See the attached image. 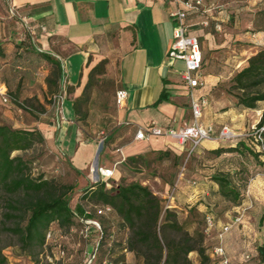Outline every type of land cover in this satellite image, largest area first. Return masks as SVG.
Returning <instances> with one entry per match:
<instances>
[{
	"label": "crops",
	"instance_id": "crops-1",
	"mask_svg": "<svg viewBox=\"0 0 264 264\" xmlns=\"http://www.w3.org/2000/svg\"><path fill=\"white\" fill-rule=\"evenodd\" d=\"M202 1L207 6L215 5L217 8L208 15L189 13L187 17L191 32L199 37L203 55V84L194 89L195 97L205 96L208 99V104L202 108L200 123L204 126L213 125L216 129L228 124L234 129L243 130L241 133L244 134V131L259 122L260 115L264 112V101H259L255 108H244L236 104L227 87L236 72L247 65L248 59L264 48V32L228 29L224 23L229 20L226 9L230 3L224 4L219 0ZM8 3L10 16L26 24L30 32L39 37L43 50H47L45 52L53 53L51 55L55 63L51 64L54 65L43 60L36 72L32 70V74L37 76L36 80H39V88L45 91L47 85L43 81L55 79L52 78L55 66L60 70L59 84L66 87L59 108L64 121L55 130L54 127L48 128L45 120L34 119L33 127L44 130L48 136L53 137L76 170H83L96 154V137L92 133L98 131L99 127L92 126L90 116L101 117L103 123L110 120L109 117L113 118V146L118 147L122 142L124 154H141L148 150L164 151L167 147L178 154L188 153L189 143L179 144L170 137L135 139L136 129L140 126L154 124L164 128L180 127L192 120L191 97L179 75L184 69V63L168 54L175 25L171 13L181 6L179 2L8 0ZM206 17H209L210 23L203 26L201 22ZM5 61L8 65L3 64L1 71L9 66V61ZM99 63L102 66L93 76L91 86L84 91L90 71ZM113 77L112 89H102L100 84ZM21 79L19 77L15 85L8 83L7 86L3 83L0 87L4 86L8 94L19 92V97H11L16 101L31 98L35 91L37 96L34 100L36 103H43L47 98L43 91L30 89L27 92L25 88L19 87ZM22 81L26 82L25 79ZM33 87L35 88V84ZM119 88L128 93L122 108H116L115 105V92ZM89 90L90 95L87 94ZM21 91L26 93L22 94ZM162 93L168 99L155 104ZM107 94L110 95L114 113L100 101ZM81 99L84 101L74 105L76 100ZM84 103H87V110L82 107ZM12 127L23 128L18 123H13ZM228 146L235 145H226L217 139L201 142L194 151L198 164L192 167V175L181 178L178 174V200L182 197L191 202L188 206L191 207L198 200H203L209 191L218 190V185L211 179L210 169L204 164L203 156L218 147ZM234 154L241 157L240 151L221 155ZM238 157H234V160H239ZM259 159L261 164L255 165L258 172L246 188L249 196L262 194L264 189V155H259ZM117 164L109 167L114 168V173ZM193 179L195 184L190 182ZM171 199L173 201L174 197ZM196 208L202 210L203 206L198 204Z\"/></svg>",
	"mask_w": 264,
	"mask_h": 264
},
{
	"label": "rangeland",
	"instance_id": "rangeland-1",
	"mask_svg": "<svg viewBox=\"0 0 264 264\" xmlns=\"http://www.w3.org/2000/svg\"><path fill=\"white\" fill-rule=\"evenodd\" d=\"M219 1L224 2V4L225 2L230 3L226 9L229 14V20L224 23L226 28L238 32H264V0ZM223 30L224 27H222ZM0 51L2 53L0 54V68L5 63L8 65L5 60L9 61V66L5 68V71L0 70V84L5 83L8 86V83H10L15 85L17 79L21 77L26 82L21 79L20 83L22 84L19 87L25 88L24 90L27 92L33 89L43 91V88H39V80H36L35 77L37 76L32 74V70L36 72L41 67L43 60H47L48 64L54 65L51 64L55 63V59L51 55L53 53L45 52L47 50H43L39 37L32 34L26 24L16 17L10 16L8 0H0ZM31 56L33 58H30ZM28 58L32 60L30 61ZM55 67L52 78H56V80H51L53 81L52 84H48L49 81L47 80L43 81L47 85L46 90L43 91L47 98L43 103H36L34 100L37 96L35 91H33L34 94L31 98H21L20 101L11 99V97H19V92L9 94L10 101L7 103L3 102L0 97L1 124L12 127L13 123H18L24 129L31 130V128L37 129L33 127V124L35 123L34 119H38L45 120L48 128L54 127L55 129L60 122L64 121L59 111L61 104L55 98L59 93H63L66 87L59 84L60 70ZM113 80L114 77L104 80L100 84L101 88L109 91L114 86ZM34 84L35 88L33 87ZM21 92L22 94L26 93L25 91ZM87 94L90 95L91 90ZM100 101L105 106L108 105L109 111L114 113L111 108L110 103L112 101L109 94ZM82 107L87 110V103H84ZM100 119L101 117L98 116L89 117L92 126L97 125L99 127L98 131L92 133L96 137L97 149L92 162L87 164L81 171L73 167L69 159L63 155L59 143L54 141L53 137L48 136L49 134L44 130H40L43 135L42 141L36 142L28 150L15 151L12 156L20 155L28 162V171L32 177L42 176L57 185L71 186L72 190L68 193V197L69 205L73 209L77 204L85 206L97 204L94 198L86 200L81 197L89 185L103 179L98 171L92 172V167H95V169L102 166L109 168L118 163L113 177L108 179L107 182L114 188L119 184H129L131 182L148 186L161 199L163 209L173 210L176 220L183 230L194 238L193 241L201 244L205 248V253L208 254L217 242L215 236L217 229L213 230L210 236L205 235V214L207 212L211 213L220 223L232 222L236 215L242 214V222L233 224L231 230L224 236L223 241L227 253L235 264H264L258 254V247L264 244V189L262 194L259 193L255 197L249 196L246 192V188L252 183L258 172L255 165L261 164L257 156L258 152L253 150L257 142L253 141L252 143V138L247 139L249 147L253 148L250 149L242 141L245 138L243 136L232 142L223 141L226 145L243 143L239 149L241 157L236 154L216 156L212 153H206L203 156L204 164L210 169L211 175L221 172L237 174L234 179L237 187L240 188L241 203L243 205H233L230 200L222 197L218 190H211L208 195L204 196L203 200H198L195 205L188 207L191 202L183 200L182 197H179L178 200L179 189L173 193V201L169 196L183 165L186 167V177L189 178L192 175L190 173L192 167L198 164L194 152L191 155H188L187 152L178 154L166 146L167 148L164 151L148 150L141 154H124L122 152V142L119 143L118 147L113 146V124H111L113 118L109 117L110 120L106 123H103ZM235 130L239 133L243 131L239 128H235ZM246 131H249V129ZM234 157H238L239 160H234ZM239 178H243L244 181L239 180ZM243 185H246V188ZM184 197H187V194H184ZM7 199V194L2 192L0 194V252L5 258V262L2 264L87 263V253L91 251L93 243L98 237L95 229L91 228L89 237L84 238L80 232L81 223L78 220H75L70 227L64 228L60 227L57 222H53L50 224L44 244L34 243L28 247L24 246L19 236L8 229L15 226L24 227L28 214L24 211L9 210L6 203ZM198 204L203 206L202 210L196 208ZM10 213L12 216H8ZM99 220L102 222L104 231L109 238L100 248L94 264H102L104 261H106V264H141L143 258L127 246L131 231L123 224L118 214L113 213L109 217H102ZM159 233L166 234L168 238L179 237V233L168 227H165ZM61 251H64V254L61 255ZM188 258L189 262L186 264H204L197 250L190 252Z\"/></svg>",
	"mask_w": 264,
	"mask_h": 264
},
{
	"label": "trees",
	"instance_id": "trees-1",
	"mask_svg": "<svg viewBox=\"0 0 264 264\" xmlns=\"http://www.w3.org/2000/svg\"><path fill=\"white\" fill-rule=\"evenodd\" d=\"M206 18L209 21V17ZM101 66L102 63H99L92 68L84 91L91 86L92 78ZM53 81H49L48 84H52ZM227 91L235 98L236 104L244 108H255L259 101H264V48L252 55L247 65L236 72L228 83ZM164 99L168 97L162 93L155 104ZM82 101L84 100H76L74 105ZM261 126L264 127V113L257 123V127ZM262 137L264 139V131ZM249 138H252V143L257 142L254 149L248 145ZM42 140L43 135L38 129L13 128L0 123V194L2 192L7 194L6 203L9 210L24 211L28 214L24 227L15 226L8 229L19 236L22 245L28 247L34 243L44 244L50 224L53 222L64 228L70 227L75 220L81 223L80 220L94 219L101 226L96 250L98 255L103 243L109 238L99 219L117 213L123 224L131 231L127 246L143 258L141 264H186L189 262L188 254L194 250L198 251L204 264H211L212 260L209 254L205 253V248L193 241L194 238L183 230L176 220L174 211L169 208L163 209L161 199L148 186L138 182L119 184L114 188L106 187L104 181L99 180L89 185L81 196L86 200L94 198L97 204L90 206L77 204L74 209L71 208L68 197L72 190L71 186L57 185L42 176L32 177L28 171V162L20 155L12 156L13 152L28 150ZM242 141L247 147L258 152V157L263 154L258 151L259 143L253 136H247ZM240 145L243 143L218 147L211 153L220 156L225 152H237ZM236 175L221 172L213 174L211 179L218 185V192L222 197L230 200L233 205H240L242 194L235 183ZM239 180L244 181L243 178ZM243 187L246 188V185ZM101 205H108L112 210L98 214L97 209ZM207 214L211 213L207 212L205 215ZM214 218L216 219L215 216ZM165 227L179 233V237L168 238L166 234H160L159 231ZM258 254L264 261V244L258 247ZM4 262L5 258L0 252V264Z\"/></svg>",
	"mask_w": 264,
	"mask_h": 264
},
{
	"label": "built area",
	"instance_id": "built-area-1",
	"mask_svg": "<svg viewBox=\"0 0 264 264\" xmlns=\"http://www.w3.org/2000/svg\"><path fill=\"white\" fill-rule=\"evenodd\" d=\"M181 4L180 7L175 9L171 13L175 25L173 29V40L169 49V56L174 59L182 60L184 63V69L180 71L179 75L184 85L188 88L191 97V115L192 120L180 127H159L154 124L148 126H140L136 129L135 139L137 140H149L152 137L166 136L174 139L179 144L189 143L188 155H191L195 149L204 140L217 139L220 141H235L241 136H253L258 141L257 149L259 152L264 154V139L262 133L264 127H257V124L252 126L249 131L244 134L237 132L233 127L228 124H224L216 129L213 125L204 126L200 123L202 117V108L208 104V99L205 96L195 97L194 89L200 87L202 83V62L203 55L201 50V44L199 37L193 34L190 30V25L187 23V17L189 13H201L208 15L210 12L215 10L217 6H207L202 0H174ZM201 24L208 26L209 21L205 18ZM0 97L3 102L7 103L10 101V97L7 89L2 86L0 87ZM128 93L125 89L119 88L115 92V105L117 108H122L127 100ZM55 98V97H54ZM63 93H59L56 96V100L62 104ZM185 165L182 166L179 176L185 177ZM96 172L103 178L106 187H111L107 180L113 177L114 168L96 167ZM195 184V180L190 181ZM179 179L174 183L170 198H173V193L178 189ZM168 207V206H166ZM112 208L108 205H101L98 207V214H104L111 211ZM81 221V234L84 238L89 237L91 228L97 232V239L91 248V251L87 253L86 264H94L97 255L98 239L101 234V226L97 220L86 219ZM242 222V214H238L233 218L232 222H224L219 224L212 214L205 215L204 233L210 236L213 230L217 229L216 238L217 242L213 245L209 254L212 262L211 264H235L234 261L229 257L226 247L224 245V236L231 230L233 224ZM50 234V233H49ZM61 255L64 251L60 252ZM102 264H106L104 261Z\"/></svg>",
	"mask_w": 264,
	"mask_h": 264
},
{
	"label": "bare ground",
	"instance_id": "bare-ground-1",
	"mask_svg": "<svg viewBox=\"0 0 264 264\" xmlns=\"http://www.w3.org/2000/svg\"><path fill=\"white\" fill-rule=\"evenodd\" d=\"M92 172H95V167H92Z\"/></svg>",
	"mask_w": 264,
	"mask_h": 264
}]
</instances>
